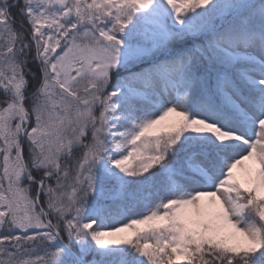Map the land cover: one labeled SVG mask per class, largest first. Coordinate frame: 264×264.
Returning a JSON list of instances; mask_svg holds the SVG:
<instances>
[{
  "label": "snow or ice",
  "instance_id": "1",
  "mask_svg": "<svg viewBox=\"0 0 264 264\" xmlns=\"http://www.w3.org/2000/svg\"><path fill=\"white\" fill-rule=\"evenodd\" d=\"M0 264H264V0H0Z\"/></svg>",
  "mask_w": 264,
  "mask_h": 264
}]
</instances>
